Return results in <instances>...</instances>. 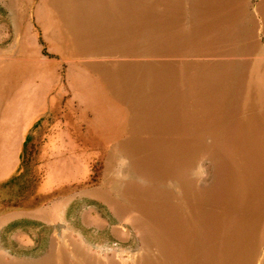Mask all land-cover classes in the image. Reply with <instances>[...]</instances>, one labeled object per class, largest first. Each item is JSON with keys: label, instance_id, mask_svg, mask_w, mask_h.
<instances>
[{"label": "rangeland", "instance_id": "rangeland-1", "mask_svg": "<svg viewBox=\"0 0 264 264\" xmlns=\"http://www.w3.org/2000/svg\"><path fill=\"white\" fill-rule=\"evenodd\" d=\"M0 95L68 132L22 136L0 264H264V0H0Z\"/></svg>", "mask_w": 264, "mask_h": 264}, {"label": "crops", "instance_id": "crops-1", "mask_svg": "<svg viewBox=\"0 0 264 264\" xmlns=\"http://www.w3.org/2000/svg\"><path fill=\"white\" fill-rule=\"evenodd\" d=\"M33 103V100L26 101L24 97L21 98L19 95H15L13 96V98L9 99H5L2 97V95H0V142L5 138L7 139V137H9L7 135H12V137H17L18 139V141L13 146L9 145V140L7 144H5L4 146H0V157H2L3 155L6 157L4 163H1L0 160V179L8 178L13 173L19 172V170L23 167L21 163V154L23 153V150L25 148L22 146L21 143L22 136L28 135L27 138L30 140L31 137H35L36 135H54L57 133L58 135H68V132L66 131L67 128L63 129V131L60 132L53 128H48L46 132H43V127L41 126V124L38 123L39 121L35 119L36 113L32 114L35 123L32 126L29 125L30 127L27 126L26 111L33 105ZM38 104L40 106L42 105L40 100L38 101ZM33 108L35 109L36 105H34ZM24 141L25 140H23V143ZM7 146L9 150L5 149ZM70 161L72 160H69L65 169L68 168L73 170V164L70 165ZM48 162L50 163V167H52V164L63 167L62 160L53 159L51 155L44 158V167H47ZM65 169L63 167L62 171L59 170L60 174L58 173V170H56V168L51 170L54 176L53 182L48 186H44L43 181L39 180V190L47 192V190H50V188L63 186L68 183H73L77 181H82L87 177V171L82 177L79 176L78 173L68 175V173L65 172ZM48 173V170L45 171L41 179L43 177H47ZM62 180L65 181V184L63 185H61Z\"/></svg>", "mask_w": 264, "mask_h": 264}, {"label": "bare ground", "instance_id": "bare-ground-1", "mask_svg": "<svg viewBox=\"0 0 264 264\" xmlns=\"http://www.w3.org/2000/svg\"><path fill=\"white\" fill-rule=\"evenodd\" d=\"M238 137H239V136H238ZM248 137H249V136H248ZM248 137H247V138H248ZM246 140H248V139H246ZM250 142H251V141H250ZM239 143H240V142H239ZM237 146H238V145H237Z\"/></svg>", "mask_w": 264, "mask_h": 264}]
</instances>
